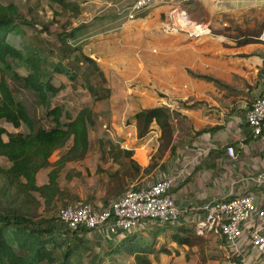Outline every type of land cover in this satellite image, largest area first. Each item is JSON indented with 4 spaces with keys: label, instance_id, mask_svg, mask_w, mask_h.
Wrapping results in <instances>:
<instances>
[{
    "label": "crops",
    "instance_id": "crops-1",
    "mask_svg": "<svg viewBox=\"0 0 264 264\" xmlns=\"http://www.w3.org/2000/svg\"><path fill=\"white\" fill-rule=\"evenodd\" d=\"M70 1L77 3L79 17L85 22L74 21L72 28L82 29L98 16L99 22L90 26L96 28L93 41L97 40L98 48L94 55L107 77L110 59L115 61L116 75V71L126 74L122 64L133 72L137 60L145 61L139 68L146 66L145 74L139 70L134 73V93L124 91L119 96L111 87L113 92L107 100L112 133L98 141L96 163L90 161V143L85 159L68 162L58 179L61 188L73 195L70 203L106 207L121 197L127 188L108 195L105 171H126V180L130 172L129 187L178 176L172 194L179 215L172 223L193 228L194 233L190 243L183 244L161 234L154 250L146 254L150 263L264 264V245L252 246L243 236L242 250L235 252L206 223V207L213 199L250 191L263 202L264 190L245 178L264 170V132L254 135L246 121L251 104L264 95V41L259 39L264 27V0H158L133 19L125 12L131 0ZM179 10H184L191 21L208 25L211 32L193 37L182 30L163 32V26L174 20ZM158 106L166 108L172 129L168 144L162 147L161 129L155 120L141 140L136 135V122H126L140 110ZM228 145L234 147L235 158L228 155ZM124 150H133L132 159L141 169L134 171L122 165L126 162ZM98 166L102 172H97ZM69 168L80 171L81 176L65 183ZM48 172L49 168L37 172L39 185L48 182ZM76 180L84 187L80 184L77 188ZM98 180L95 189L89 191ZM165 223L146 219L137 229ZM120 234L98 228L87 232L86 238L102 250L118 241ZM128 257L136 263L135 255Z\"/></svg>",
    "mask_w": 264,
    "mask_h": 264
},
{
    "label": "trees",
    "instance_id": "trees-1",
    "mask_svg": "<svg viewBox=\"0 0 264 264\" xmlns=\"http://www.w3.org/2000/svg\"><path fill=\"white\" fill-rule=\"evenodd\" d=\"M47 1L59 6L60 9L55 8L56 15L65 10L79 13L73 1ZM37 22L36 18L23 14L16 3H0V119L16 128L23 124L28 127V131H9L0 125V156L11 163L8 167L0 164V264H105L106 259L120 264V257L129 255H135V264H151L146 254L154 250L161 234L180 244L190 243L193 228L176 226L172 223L176 219H173L148 230L120 232L118 241L100 250L86 238L89 229H69L57 215L47 214L55 203L67 205L74 199L61 188L58 179L68 162L82 161L87 156L91 143L89 128L95 125L97 117L88 106L72 115L64 103L53 104L66 86L55 84L53 79L64 76L73 88L84 86L94 97H109L110 87L96 59L70 43L74 31L80 27L59 31L54 47L50 41L29 36L25 26H34ZM79 76L83 77L82 82ZM8 78L23 82L36 94L53 126L46 127L31 117L26 106L15 98ZM165 110L158 106L134 114L132 120L136 122L138 139L147 135L155 120L161 129L160 147L168 144L172 129ZM123 154L124 167L134 171L141 169L132 159L133 150H124ZM42 168H49L48 182L39 185L37 172ZM102 171L98 166L97 172ZM105 173L110 181L122 182L117 190L129 189L130 172L128 180L125 179L126 171L120 169ZM73 176L80 177L81 172L67 169L64 182ZM98 182L89 191L94 190Z\"/></svg>",
    "mask_w": 264,
    "mask_h": 264
},
{
    "label": "built area",
    "instance_id": "built-area-1",
    "mask_svg": "<svg viewBox=\"0 0 264 264\" xmlns=\"http://www.w3.org/2000/svg\"><path fill=\"white\" fill-rule=\"evenodd\" d=\"M157 1L131 0L125 9L126 16L133 19ZM162 30L166 33L182 30L192 37L211 32L208 25L191 21L184 10H179L174 20L166 23ZM259 39L264 41V27ZM246 121L254 135L264 132V95L251 104ZM226 151L233 158L237 156L232 145H228ZM177 178L178 176L166 177L148 185L131 187L106 207H96L91 203H69L58 209L57 216L69 229L105 228L110 234L135 230L146 219L165 223L179 215L172 194ZM245 179L264 190V170L251 172ZM206 210V223H209L235 252L242 250L243 236L252 246L264 245V197L263 202H259L250 191L239 195H225L213 199Z\"/></svg>",
    "mask_w": 264,
    "mask_h": 264
},
{
    "label": "rangeland",
    "instance_id": "rangeland-1",
    "mask_svg": "<svg viewBox=\"0 0 264 264\" xmlns=\"http://www.w3.org/2000/svg\"><path fill=\"white\" fill-rule=\"evenodd\" d=\"M14 2L19 7V10L27 15L28 18H36L38 22L34 26H25L26 31L28 32L29 36L33 39H38L40 41L46 40L52 42V45L54 47L57 46L56 41V34L61 31L62 29H72L73 22L76 23H85L81 21V17H79V13H69L66 10L59 12L58 15L54 14V11L57 9H60L58 5L51 4L47 0H0V3H9ZM58 11V10H57ZM98 17V16H97ZM97 17H95L93 20L86 22L87 26L84 28L74 31V36L72 39H70V43L77 45L80 47L86 54L92 56L95 58V52H97L98 46L95 48V43L93 38L95 34L93 31L96 28H91L90 26L95 25L99 21H97ZM75 18V20H73ZM80 18V19H79ZM102 24V22L100 21ZM92 31V32H91ZM97 45V44H96ZM96 59V58H95ZM97 63L100 65L99 60H97ZM127 61V60H125ZM109 64V72H108V87H110V95L112 94V88L114 86V92H118V95L120 96L121 93L129 92L132 93L136 87V84H134L136 81L133 78L135 76L134 73H138V70L140 71V74H145L146 66L143 68H139V64H144L145 61L143 59L137 60V67L134 69V72L132 71V68H129L127 65H121L122 68L126 70V74H121L118 71L117 75L113 74V71H115V67L113 66L115 64V61L113 59H110L108 62ZM130 63V62H129ZM127 64V63H126ZM131 64V63H130ZM126 66V67H125ZM127 73H129L130 76L127 77ZM119 77H122V79H118ZM131 77V78H130ZM81 82L83 81V77L79 76ZM118 81V86L117 82ZM8 84L10 88L12 89L15 98L22 102L31 117L38 121L39 123L43 124L46 127H51L54 125L51 117H47L45 115V109L44 107L38 103V100L36 98V94L27 89L23 82L15 79H7ZM53 82L55 84L64 83L66 84L65 88L62 89L57 97L53 100V104L55 103H64L69 109L72 115H75L77 111L85 106H88L93 109V111L97 114L96 122L94 126H90L89 128V137L91 141V149L93 150V153L91 154L90 161L92 164H95L96 161L94 160V153H96L99 149L98 147V141L101 139H106L111 136L112 133V127H111V114H110V106L109 101L107 100V96H101V97H94L92 96L87 89L83 86H78L77 88H73L72 85H70L69 80L64 76H56L55 79H53ZM112 87V88H111ZM134 93V92H133ZM100 109V110H99ZM134 115H131L129 118H127L126 122L131 121L133 119ZM0 125L4 126L9 131H28L27 125L23 124L19 128L14 127L11 123L0 119ZM4 138L7 139V136L4 135ZM116 154V153H115ZM107 160H104L102 158V162L106 163ZM0 164L4 167L10 166V161L4 157L0 156ZM2 179H0V185L2 184ZM91 181V179H89ZM80 184H82V187H84V183L80 180H76L74 182V185L77 186V188H80ZM122 182L114 183L113 181L108 180L107 185L109 187V194L112 195V191H116L118 189V185H121ZM136 185V183H135ZM139 185V184H137ZM129 187V186H128ZM134 187V186H133ZM138 187V186H135ZM131 188V187H129ZM66 201V200H65ZM72 200L68 201L71 202ZM64 206L63 202L55 203L54 205L49 207L48 215H57L58 209ZM43 208H40L39 211H42ZM43 212V211H42ZM121 260H119L120 264H133V258L131 257H120ZM105 264H115L113 261L106 259Z\"/></svg>",
    "mask_w": 264,
    "mask_h": 264
}]
</instances>
